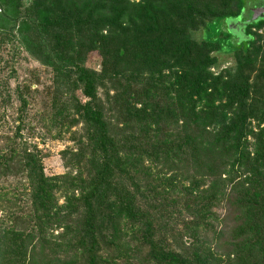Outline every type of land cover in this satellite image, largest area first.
Here are the masks:
<instances>
[{
	"label": "trees",
	"instance_id": "1",
	"mask_svg": "<svg viewBox=\"0 0 264 264\" xmlns=\"http://www.w3.org/2000/svg\"><path fill=\"white\" fill-rule=\"evenodd\" d=\"M258 2L0 0V47L16 43L54 72L51 124L82 123L62 175L46 176L20 135L0 148V180L30 189L29 210L0 221V264H127L136 220L155 261L139 264H264ZM95 51L100 70L86 66ZM224 199L235 214L218 229L212 208ZM183 211L188 236L168 251L155 230L175 238L167 220Z\"/></svg>",
	"mask_w": 264,
	"mask_h": 264
},
{
	"label": "rangeland",
	"instance_id": "2",
	"mask_svg": "<svg viewBox=\"0 0 264 264\" xmlns=\"http://www.w3.org/2000/svg\"><path fill=\"white\" fill-rule=\"evenodd\" d=\"M255 2L256 0H251L250 5L252 6ZM240 23L241 20L235 25L239 27ZM227 24L230 25L231 22H227ZM101 59L98 52L89 53L86 66L100 70ZM233 63V59L230 58L225 65L230 66ZM54 78L52 68L42 64L28 51L18 47L16 43L10 42L1 45L0 148L7 149L10 144L9 139L20 135L18 138L25 141L30 150L38 151L44 173L49 177L62 175L69 171L67 162L77 151L80 129L82 128V123L74 125L68 131L66 126L56 128L51 124L49 113L52 110L55 96ZM77 96L85 101L80 90L77 91ZM19 119L22 121L19 122ZM19 123H21V128L18 127ZM253 126L257 130L258 122L253 121ZM261 127H264V122ZM240 174H234L236 182ZM29 190L28 183L19 177L0 180V221L13 225L14 220L11 217L13 213L29 210ZM56 195L59 204H62L64 197L60 193ZM212 210L216 214L215 225L218 229H221V226H232V216L235 213L227 199L215 204ZM190 218L191 215L187 211H183L181 216L176 213L172 214L167 223L176 237L164 234L157 227L155 239L163 240L162 244L168 251L180 250L183 247L180 237L188 236L183 219ZM127 228L129 231L122 242L124 253L119 262L127 264L154 263L150 254L151 248L144 221L136 220L130 223ZM58 232L60 230L55 231V234ZM222 241L226 242L227 240L224 238Z\"/></svg>",
	"mask_w": 264,
	"mask_h": 264
},
{
	"label": "water",
	"instance_id": "3",
	"mask_svg": "<svg viewBox=\"0 0 264 264\" xmlns=\"http://www.w3.org/2000/svg\"><path fill=\"white\" fill-rule=\"evenodd\" d=\"M252 19L254 21L264 18V4L258 2L257 5L251 10Z\"/></svg>",
	"mask_w": 264,
	"mask_h": 264
}]
</instances>
